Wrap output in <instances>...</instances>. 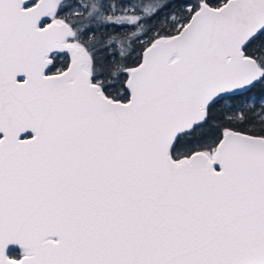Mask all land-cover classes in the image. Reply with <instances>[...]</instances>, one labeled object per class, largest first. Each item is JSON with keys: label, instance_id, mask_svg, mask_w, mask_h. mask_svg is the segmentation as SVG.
Wrapping results in <instances>:
<instances>
[{"label": "snow or ice", "instance_id": "6c2138e0", "mask_svg": "<svg viewBox=\"0 0 264 264\" xmlns=\"http://www.w3.org/2000/svg\"><path fill=\"white\" fill-rule=\"evenodd\" d=\"M0 264H264V0H0Z\"/></svg>", "mask_w": 264, "mask_h": 264}]
</instances>
